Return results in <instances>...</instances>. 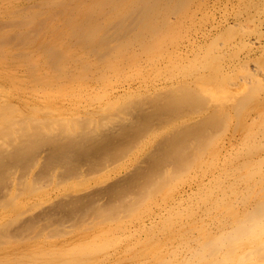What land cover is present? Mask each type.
I'll use <instances>...</instances> for the list:
<instances>
[{
	"label": "bare ground",
	"instance_id": "obj_1",
	"mask_svg": "<svg viewBox=\"0 0 264 264\" xmlns=\"http://www.w3.org/2000/svg\"><path fill=\"white\" fill-rule=\"evenodd\" d=\"M0 264H264V0H0Z\"/></svg>",
	"mask_w": 264,
	"mask_h": 264
}]
</instances>
